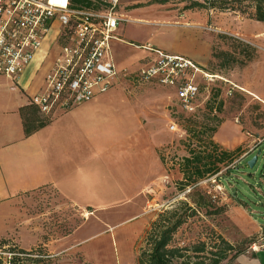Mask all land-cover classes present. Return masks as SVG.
Wrapping results in <instances>:
<instances>
[{"label": "rangeland", "instance_id": "374dc122", "mask_svg": "<svg viewBox=\"0 0 264 264\" xmlns=\"http://www.w3.org/2000/svg\"><path fill=\"white\" fill-rule=\"evenodd\" d=\"M192 1L194 0H168L160 12H169L170 22L174 24L181 22L196 25L197 28L172 25L166 22L168 17L154 14L142 18L144 21L130 20L123 24L120 32L127 44H115L114 58L121 71L132 74L143 66L140 59L143 60L148 52L141 49V46H147V43L152 48L156 45L168 54H181L199 64L210 56L202 69L210 74L221 75L227 82L240 88L230 98H225L219 90L213 92L211 100L199 110L195 118L198 123H202L211 108L210 112L220 122L213 141L221 149L233 153L226 167H221L218 174L220 179L215 181V177H209L200 181L193 190H180L178 184L182 175L179 164L186 156L188 144V135L180 127L189 116L181 113L178 104L177 107L172 106V90L144 85L134 94L151 110L149 123L161 137L158 151L168 165L161 188L147 194V200L144 205H140L138 211H132L129 205L115 209L109 211L110 219L102 223L93 220L85 222L90 218L86 212H77L52 190L39 192L21 208V214L26 217V224L20 232L22 246L11 240L6 241L3 246V240H0V255L7 251V245L26 250L42 246L53 255L57 264H135L149 223L159 213L175 207L180 201L197 203L199 199L193 192L207 195L214 207H221L223 210L218 215L201 220L196 217L190 219L176 234L174 244L184 247L202 241L210 246L214 242L210 234L213 230L228 243L241 245L246 250L243 258L237 259L235 264H247L252 253L262 250L264 144L258 146V141L264 138V105L251 94L264 100V23L250 19L255 11L249 4H246L243 13L185 10L184 7ZM58 28V25H54L49 29L40 49L32 58L25 78L28 77L26 75H32L46 59L56 41ZM130 42L140 47L128 45ZM240 43L250 47L252 54L248 52L249 58L246 54L244 56L245 48ZM212 54L217 58L213 59ZM119 88L126 89L127 86L121 85ZM221 88L225 91L228 84H222ZM170 112L178 124L175 132H170L167 128ZM47 118L52 121L55 116ZM255 147L261 150V154L250 168L247 163L257 152L248 157L244 155L254 151ZM187 196L190 199L185 198ZM105 214L99 213L96 216L103 218L102 215ZM79 227L76 238L93 236L91 244L83 243L85 245L82 246H89L92 250L90 258L83 254L79 241L69 242L70 246L68 242L61 241Z\"/></svg>", "mask_w": 264, "mask_h": 264}, {"label": "crops", "instance_id": "0c3cea01", "mask_svg": "<svg viewBox=\"0 0 264 264\" xmlns=\"http://www.w3.org/2000/svg\"><path fill=\"white\" fill-rule=\"evenodd\" d=\"M158 1L161 0H118L117 12L124 20L116 32L120 41L112 44V57L118 71L121 70L113 47L127 44L120 35L124 23L144 21L142 18L154 14L168 17L166 22L172 25L196 27L170 22L169 12H160L166 3ZM128 45L136 46L132 42ZM53 58L51 48L41 66L25 78L30 62L15 87L9 79L0 76V240L15 241L20 246V232L26 224L21 208L35 194L52 190L77 212H86L90 218L85 222L102 223L110 219L109 211L128 205L132 211H138L147 200V194L161 188L168 172V165L158 151L161 137L149 123L151 110L134 94L144 85L133 86L124 79L107 93L56 115L46 127L25 137L20 109L29 106L31 98L40 92ZM187 59L203 68L210 56L200 64ZM140 62L144 65V60ZM121 85L127 88L120 89ZM167 89L174 92L172 106L177 107L174 89ZM171 115L168 113L167 128L171 124L178 128ZM99 213L106 214L98 218ZM80 227L61 241L68 242L69 246V242L79 241L83 254L90 258L92 250L82 246L91 244L93 236L76 238ZM261 247L262 250L251 254L247 264H264V239ZM241 258L243 255L238 259Z\"/></svg>", "mask_w": 264, "mask_h": 264}, {"label": "built area", "instance_id": "2783aa9c", "mask_svg": "<svg viewBox=\"0 0 264 264\" xmlns=\"http://www.w3.org/2000/svg\"><path fill=\"white\" fill-rule=\"evenodd\" d=\"M117 10L118 0H0V76L15 87L49 29L58 25L53 62L40 92L30 100L43 116L78 107L107 93L121 79L133 86L151 83L174 89L178 108L186 116L203 109L213 92L219 90L230 98L240 90L185 57L149 45L141 47L148 56L139 70L132 74L118 71L112 44L120 41L116 32L124 20ZM222 84H228L225 91ZM168 129L175 132L178 128L171 124ZM262 144L264 138L258 141V146ZM257 151L261 154L255 147L244 157ZM261 230L264 233V226Z\"/></svg>", "mask_w": 264, "mask_h": 264}, {"label": "trees", "instance_id": "16d2710c", "mask_svg": "<svg viewBox=\"0 0 264 264\" xmlns=\"http://www.w3.org/2000/svg\"><path fill=\"white\" fill-rule=\"evenodd\" d=\"M158 2L165 4L168 0ZM246 4L253 6L255 11L250 19L264 23V0H201V2L194 0L184 9L217 10L219 12L240 11L243 13ZM240 45L245 48L244 56L245 54L248 56V52L252 54L248 45L243 43ZM211 56L213 59L217 58L214 54ZM210 111L211 108L205 114L202 123L195 120L197 113L194 116H189V119H186L180 127L188 135L186 156L179 164L182 175L178 184L180 190L185 188L193 190L200 181L209 177H215L214 180L218 181L221 167H226L232 159L233 153L221 149L213 141L220 122L218 117ZM20 115L25 137L31 136L52 122L31 104L20 109ZM194 194H197L199 199L197 203L190 204L180 201L175 207L159 213L149 223L144 232L135 264H235V261L245 254L246 250L241 245L234 246L228 243L213 230L210 231V234L213 236L214 242L210 246L202 241L196 245L184 247L174 244L176 234L190 219L196 217L201 220L205 217L218 215L223 210L221 207H214L207 195L198 192H193ZM185 198L190 199V196ZM1 242L3 246L6 243V241ZM7 246V251L0 255V264H57L53 255L49 254L42 246L31 248L28 251Z\"/></svg>", "mask_w": 264, "mask_h": 264}, {"label": "water", "instance_id": "95a60500", "mask_svg": "<svg viewBox=\"0 0 264 264\" xmlns=\"http://www.w3.org/2000/svg\"><path fill=\"white\" fill-rule=\"evenodd\" d=\"M259 154H260V151H257L256 155H255L251 160L248 161L247 165H248L250 168H252V167L255 165L256 160H257V156H258Z\"/></svg>", "mask_w": 264, "mask_h": 264}, {"label": "bare ground", "instance_id": "6f19581e", "mask_svg": "<svg viewBox=\"0 0 264 264\" xmlns=\"http://www.w3.org/2000/svg\"><path fill=\"white\" fill-rule=\"evenodd\" d=\"M253 96V95H252ZM255 99L259 100L263 105H264V101L260 100L258 96L254 95L253 96Z\"/></svg>", "mask_w": 264, "mask_h": 264}]
</instances>
